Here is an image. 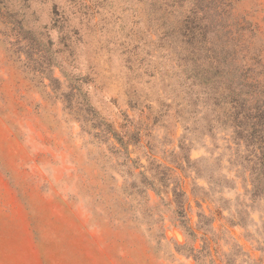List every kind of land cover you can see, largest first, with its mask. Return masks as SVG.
Returning a JSON list of instances; mask_svg holds the SVG:
<instances>
[{
  "label": "rangeland",
  "instance_id": "1",
  "mask_svg": "<svg viewBox=\"0 0 264 264\" xmlns=\"http://www.w3.org/2000/svg\"><path fill=\"white\" fill-rule=\"evenodd\" d=\"M194 2L0 0V264H197L171 193L130 196L140 172L181 184L194 230L215 218L218 264H264V202L208 81L212 58L264 80V0ZM100 120L138 133L136 163L99 145Z\"/></svg>",
  "mask_w": 264,
  "mask_h": 264
},
{
  "label": "trees",
  "instance_id": "2",
  "mask_svg": "<svg viewBox=\"0 0 264 264\" xmlns=\"http://www.w3.org/2000/svg\"><path fill=\"white\" fill-rule=\"evenodd\" d=\"M183 1H185V7H188L187 10L192 12V8L196 6L194 0ZM179 4V0H147L148 6L155 7L174 8ZM199 20L202 21V18ZM197 35L199 37L197 41L206 42L207 36L203 28H198L196 33L193 32L191 34L193 39H196ZM209 61V68L213 71L211 78L208 80L211 86L209 89L211 92L215 94L218 93L219 95L218 98H215L214 96L212 97L210 93V100L214 101L212 105L218 107L223 114V120H219L220 123L229 127L236 146L241 148L244 153L243 156H241L244 162L242 166L250 175L249 179L246 181L248 186H250L248 193L251 196L252 202H264V80L261 79V76L256 74L251 65H239L235 62L228 63L213 58ZM227 68H229V70ZM223 99L225 100V104L220 103V100ZM92 129L98 131V134H96V136L94 135L95 137L105 138L101 139L99 145L103 144L107 146L114 156H125L126 160L123 162L124 166H127L128 162L136 163V161L131 158L132 152L130 151V146L136 147L141 142V137L137 132L129 133L126 131L120 134L111 124L103 120H100L97 124H93ZM83 130H85V126ZM248 153H250V155H248ZM133 167L134 169H138L136 166ZM128 174L131 177H135V173L132 171L131 167L129 168ZM138 177L141 178L140 185L136 184V182L130 184V188L135 191L130 194L134 201L138 200L137 197H140L138 201L150 204L151 192H154L161 199V194L163 193L167 196L171 193L173 196L172 201L175 204L174 213L177 217V222L185 236L194 242L191 247L187 244H177V253L183 254L186 251L193 257L197 264H204L205 262L218 264V260L211 253L209 246L212 239L206 233H215V218L212 220L204 214H199L197 231L204 230V233L201 237L203 244L201 248H198L196 245L198 234L197 231L192 228L191 219L187 212L188 194L181 184L175 185L173 189L169 191L168 182L173 179L171 174L162 173L161 176H154L153 179H150L146 174L140 172ZM230 182H232V180ZM228 188L231 190L235 189L232 186H228ZM151 211L152 208H146L148 217H153V214L150 213ZM235 214L244 216L246 212L243 210L237 211L236 209ZM235 214L231 215L233 216ZM234 219V216L228 219L230 226L239 225L238 223L236 224ZM164 220V218L161 219L162 222H164ZM240 222H242V220ZM163 237L168 239L167 232L164 233Z\"/></svg>",
  "mask_w": 264,
  "mask_h": 264
}]
</instances>
